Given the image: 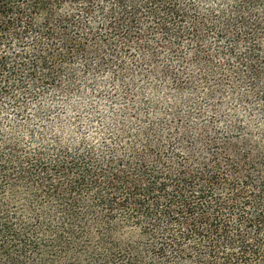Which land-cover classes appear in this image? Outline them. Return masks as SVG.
Wrapping results in <instances>:
<instances>
[{"label": "trees", "instance_id": "obj_1", "mask_svg": "<svg viewBox=\"0 0 264 264\" xmlns=\"http://www.w3.org/2000/svg\"><path fill=\"white\" fill-rule=\"evenodd\" d=\"M0 264H264V0H0Z\"/></svg>", "mask_w": 264, "mask_h": 264}]
</instances>
